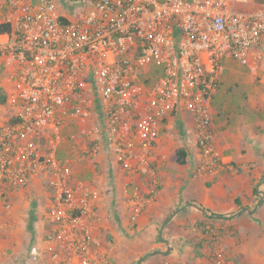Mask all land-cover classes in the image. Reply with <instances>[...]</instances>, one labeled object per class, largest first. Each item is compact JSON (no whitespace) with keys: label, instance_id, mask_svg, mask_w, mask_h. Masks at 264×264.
I'll use <instances>...</instances> for the list:
<instances>
[{"label":"built area","instance_id":"1","mask_svg":"<svg viewBox=\"0 0 264 264\" xmlns=\"http://www.w3.org/2000/svg\"><path fill=\"white\" fill-rule=\"evenodd\" d=\"M57 1L0 2V22L10 25L0 34V55L10 98L19 102L15 121L0 126V200L11 207L9 191L43 175L52 194L50 226L31 252L36 264H107L101 193L58 157L68 120L88 140L81 159L107 152L130 176L125 203L133 221L150 199L137 181L152 174V149L173 115L187 114L195 126L198 174L243 168L215 146L212 100L224 58L249 66L264 57V3ZM152 63L162 75L150 86L138 83Z\"/></svg>","mask_w":264,"mask_h":264},{"label":"crops","instance_id":"2","mask_svg":"<svg viewBox=\"0 0 264 264\" xmlns=\"http://www.w3.org/2000/svg\"><path fill=\"white\" fill-rule=\"evenodd\" d=\"M248 68L264 85V63L252 62ZM7 74L0 55V126L14 122L19 112ZM227 78L224 68L212 100L214 143L224 161L243 168L198 174L195 126L187 114L173 115L152 149V174L137 181L150 199L136 221L125 203L132 186L122 164L104 151L94 160L81 159L89 143L79 135L77 122L68 120L59 146L64 158L58 157L69 161L74 178L101 193L100 254L107 264H264V92L253 111L226 113L227 102L216 106L214 100ZM179 150L185 152L184 163L177 160ZM51 196L44 176L38 175L27 188L9 191L11 207L0 200V264H36L31 252L43 246Z\"/></svg>","mask_w":264,"mask_h":264},{"label":"rangeland","instance_id":"3","mask_svg":"<svg viewBox=\"0 0 264 264\" xmlns=\"http://www.w3.org/2000/svg\"><path fill=\"white\" fill-rule=\"evenodd\" d=\"M256 1L258 3H264V0ZM223 63L225 67V74L228 76V78L227 81L224 82V85L220 86V95L214 100V104L217 106L221 102H227L228 109H226V113L253 111L255 109H253V102L255 100H260L262 96L261 93L264 92V85H262V83L259 81L260 77L251 73L248 65H243L232 58H224ZM262 63H264V57L257 61L255 60V64L258 66L262 65ZM149 68L150 72L147 74L149 79L145 81L144 78H146V74H143L142 76L140 74L139 79L136 80L138 83L143 84L144 82L147 86H150L152 82L156 81L160 75H162V68L159 65L152 63L150 64ZM224 89L226 93L224 94V97L221 98V94L223 93ZM221 106L222 104L220 107ZM58 156L64 158L61 149L58 152Z\"/></svg>","mask_w":264,"mask_h":264},{"label":"trees","instance_id":"4","mask_svg":"<svg viewBox=\"0 0 264 264\" xmlns=\"http://www.w3.org/2000/svg\"><path fill=\"white\" fill-rule=\"evenodd\" d=\"M10 29V25L8 23H1L0 22V34L5 33L7 31H9ZM4 99L0 98V102H3ZM177 160L180 163H184L185 162V152L183 150H179L177 152Z\"/></svg>","mask_w":264,"mask_h":264}]
</instances>
